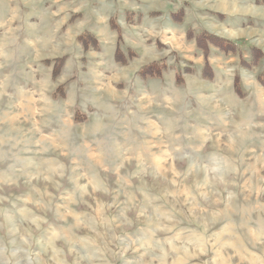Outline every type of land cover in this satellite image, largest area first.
I'll use <instances>...</instances> for the list:
<instances>
[{
    "label": "rangeland",
    "instance_id": "rangeland-1",
    "mask_svg": "<svg viewBox=\"0 0 264 264\" xmlns=\"http://www.w3.org/2000/svg\"><path fill=\"white\" fill-rule=\"evenodd\" d=\"M260 76L264 0H0V264H264Z\"/></svg>",
    "mask_w": 264,
    "mask_h": 264
},
{
    "label": "trees",
    "instance_id": "trees-1",
    "mask_svg": "<svg viewBox=\"0 0 264 264\" xmlns=\"http://www.w3.org/2000/svg\"><path fill=\"white\" fill-rule=\"evenodd\" d=\"M191 36H192V32H190V34H189V37H191ZM194 39H195L198 47L203 50L205 63H204V66L202 68V75L204 77H208V78H211L213 76L211 66H210L208 59H207L208 58V52H207L208 51V44H211V45H213V46H215V47H217L220 50L225 51V52H234L237 49V45H238L234 41L227 40V39L219 37L215 34H211L207 31H201L199 34L194 36ZM78 40L80 43H82L84 45V47H86L88 44H91L92 47H95V49L98 48L97 39L89 33L85 32V33L80 34L78 36ZM120 54L121 53L117 54L119 56L115 55L117 61L121 60L120 57L122 56V54L121 55ZM63 63H64L63 57L54 59L53 68H52V74L53 75H55L59 72V70L63 66ZM160 65L161 64H156L155 62L151 63L149 65L142 67L140 69V73L141 74H146V73L158 74V73H160L161 68L164 67V66H160ZM259 78H260V81L262 83H264V76H260ZM178 79H180V78H177V81H178Z\"/></svg>",
    "mask_w": 264,
    "mask_h": 264
},
{
    "label": "crops",
    "instance_id": "crops-1",
    "mask_svg": "<svg viewBox=\"0 0 264 264\" xmlns=\"http://www.w3.org/2000/svg\"><path fill=\"white\" fill-rule=\"evenodd\" d=\"M220 3V2H219ZM233 5V4H232Z\"/></svg>",
    "mask_w": 264,
    "mask_h": 264
}]
</instances>
